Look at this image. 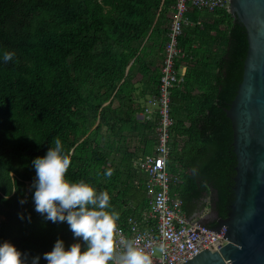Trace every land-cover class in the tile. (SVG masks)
I'll return each mask as SVG.
<instances>
[{"label": "trees", "instance_id": "1", "mask_svg": "<svg viewBox=\"0 0 264 264\" xmlns=\"http://www.w3.org/2000/svg\"><path fill=\"white\" fill-rule=\"evenodd\" d=\"M175 3L0 0V245H14L27 264L36 256L47 264L44 253L58 239L66 250L73 243L86 249L67 222L53 223L35 211L32 162L54 147L56 137L72 153L66 178L107 191L120 227L147 215L146 176L136 162L155 153L157 118L137 115L147 96L158 94ZM186 18L177 63L185 72L170 90L168 170L177 177L172 188L182 209L190 215L209 208L215 215L206 224L213 227L233 198L236 160L224 109L242 79L247 40L225 7L191 6ZM5 51L15 53L8 63ZM109 168L111 178L103 175Z\"/></svg>", "mask_w": 264, "mask_h": 264}, {"label": "water", "instance_id": "2", "mask_svg": "<svg viewBox=\"0 0 264 264\" xmlns=\"http://www.w3.org/2000/svg\"><path fill=\"white\" fill-rule=\"evenodd\" d=\"M228 12L245 28L242 79L224 109L231 122L235 174L226 217L207 228L211 211L191 223L226 243L181 264H264V0H229Z\"/></svg>", "mask_w": 264, "mask_h": 264}, {"label": "built area", "instance_id": "3", "mask_svg": "<svg viewBox=\"0 0 264 264\" xmlns=\"http://www.w3.org/2000/svg\"><path fill=\"white\" fill-rule=\"evenodd\" d=\"M191 6L207 11L219 7L228 10L229 0H176L173 6L158 94L149 98L139 114L141 118H157L155 153L136 162L137 172L146 176L149 210L142 221L132 219L127 229L120 227L124 237L136 240L140 246L155 253V264H181L205 248L217 251L226 243V239L191 225L208 211L199 210L188 215L182 209L179 192L172 188L177 177L168 170L172 148L170 129L174 123L170 112V90L182 81L185 72V65H177L183 56L178 37L183 26L188 23L186 12ZM207 228L211 226L207 225ZM160 244L166 247V254L162 259L156 250Z\"/></svg>", "mask_w": 264, "mask_h": 264}, {"label": "clouds", "instance_id": "4", "mask_svg": "<svg viewBox=\"0 0 264 264\" xmlns=\"http://www.w3.org/2000/svg\"><path fill=\"white\" fill-rule=\"evenodd\" d=\"M14 57L12 51L3 53L5 63ZM71 156L56 137L54 147L32 162L36 172L32 185L35 211L53 223L67 222L73 236L82 238L86 245L83 251L81 243H73L66 250L64 241L58 239L52 251L44 253L47 264H155L154 252L124 237L118 223L120 213L112 209L107 191H98L83 180L72 182L66 178ZM113 171L109 168L103 175L111 178ZM156 250L162 259L166 254L165 245L160 244ZM39 261V256L33 257L31 264ZM0 264H27V255L4 242L0 245Z\"/></svg>", "mask_w": 264, "mask_h": 264}, {"label": "rangeland", "instance_id": "5", "mask_svg": "<svg viewBox=\"0 0 264 264\" xmlns=\"http://www.w3.org/2000/svg\"><path fill=\"white\" fill-rule=\"evenodd\" d=\"M138 85V84H137ZM137 93H138V91H137ZM137 118H139L140 120H142V118H141V116L140 115H137ZM103 132H107L106 130H103ZM122 134L123 135H127V131L126 130H124L123 132H122ZM108 136H109V134H108ZM134 144H137L136 142L134 143V141L132 140V139H130L129 140V142H128V149H129V151H134L135 150V145ZM137 160V159H136ZM139 160V159H138ZM137 160V161H138ZM134 165H135V162H134ZM205 203H208V199L207 198H205ZM201 210H205V211H208L209 212V208H207V207H204L203 209H201ZM207 212V213H208Z\"/></svg>", "mask_w": 264, "mask_h": 264}, {"label": "flooded vegetation", "instance_id": "6", "mask_svg": "<svg viewBox=\"0 0 264 264\" xmlns=\"http://www.w3.org/2000/svg\"><path fill=\"white\" fill-rule=\"evenodd\" d=\"M215 214L214 213H212V211H211V217L210 218H208L207 220L209 221V220H212V217L214 216Z\"/></svg>", "mask_w": 264, "mask_h": 264}, {"label": "crops", "instance_id": "7", "mask_svg": "<svg viewBox=\"0 0 264 264\" xmlns=\"http://www.w3.org/2000/svg\"><path fill=\"white\" fill-rule=\"evenodd\" d=\"M139 85H140V84H139ZM149 98H150V96H147V102H146L145 106L147 105ZM140 113H141V112H140ZM140 113H139V114H140ZM139 114H138V115H139Z\"/></svg>", "mask_w": 264, "mask_h": 264}]
</instances>
